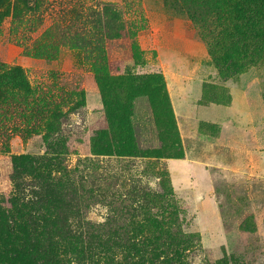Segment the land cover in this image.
<instances>
[{
    "label": "rangeland",
    "instance_id": "rangeland-1",
    "mask_svg": "<svg viewBox=\"0 0 264 264\" xmlns=\"http://www.w3.org/2000/svg\"><path fill=\"white\" fill-rule=\"evenodd\" d=\"M31 6L0 0V74L18 67L30 85L0 90V264H264L263 181L204 166L251 146L250 128L200 121L264 117V0ZM226 56L241 69H217ZM152 74L163 82L139 79ZM172 84H187L200 108L177 117ZM181 152L202 166L188 192L173 173ZM25 181L37 184L36 206L21 198ZM109 217L104 239L94 229Z\"/></svg>",
    "mask_w": 264,
    "mask_h": 264
},
{
    "label": "crops",
    "instance_id": "crops-1",
    "mask_svg": "<svg viewBox=\"0 0 264 264\" xmlns=\"http://www.w3.org/2000/svg\"><path fill=\"white\" fill-rule=\"evenodd\" d=\"M174 86L179 88L178 89L179 91L173 90V92H175L174 94H172V91L170 90L174 111L177 117L181 116L182 114H187L186 111L187 107L188 108L191 107L193 110L194 107L200 108L197 101V99L199 100V98L190 97L191 98L190 101L189 102L187 101L188 100L187 97L190 95L188 91H191L190 89H188L187 84H175ZM174 97L177 99V101H179L177 104L180 105V109H177L179 105L175 104ZM234 107H235L234 103H232L230 106L225 108H228L231 111L237 110L234 109ZM230 113L231 114H227L225 118H218L217 122L205 121V120H200V121L206 123L207 122L216 123L222 125L225 128L234 129L239 127L238 122H241V120L238 121L236 120L237 117L241 119H245L247 125L250 128V133L254 137L253 144L251 146L244 145L241 149H238L235 152L234 160L232 161L230 160V163H226L224 161L225 159L220 158L219 155L216 156L215 159H213L214 156H209L207 157V159L209 158V161H207V163H205L204 166L212 165L214 167H219L230 172H235L252 178H259L264 183V117L260 114L259 110L241 111V113L238 112L239 114L233 112ZM191 115H194V113H192ZM241 152L246 156L243 157ZM172 162L175 163L176 165L173 166V173L176 174L178 180V185L177 187L175 186L177 192H180L181 190L179 189L182 188L184 190L186 189L185 192H188L189 191L188 185L192 187L193 184L192 182L191 183L189 182L190 183L189 184L187 183V181L188 179L191 181L193 174L197 176L198 168L196 167L199 165L201 166V164L198 161H196V165H195L194 159L191 155H189V152H186L185 159L173 160ZM194 167L196 168V172L194 171ZM180 178L184 179L185 182L183 181L179 182Z\"/></svg>",
    "mask_w": 264,
    "mask_h": 264
},
{
    "label": "trees",
    "instance_id": "trees-1",
    "mask_svg": "<svg viewBox=\"0 0 264 264\" xmlns=\"http://www.w3.org/2000/svg\"><path fill=\"white\" fill-rule=\"evenodd\" d=\"M32 2H33V0H25L26 7L30 10L34 9L31 6ZM214 63H215L216 68L219 70L230 67V68H232V71L235 73L236 71L241 69L240 66L238 64H236L235 60L230 56H226L224 59L217 60ZM139 79L143 80V81L160 80L161 82H163V76L154 75V74L147 75L146 77L139 78ZM127 84H130L129 81H127ZM2 89L27 92L30 89V85H29L28 80H27L24 72L22 71V69L16 67V68H13V69L5 72V73L0 74V90H2ZM207 98H208V96H207L206 91L204 89V94H203L204 100L202 99L200 101V104L201 103L204 104V101L207 100ZM216 101H217V103H221V104H223V102H224L220 96H218L216 98ZM180 156L183 159L185 157V153H183V152H181L180 154L178 153V154H176V156L174 158L175 159H178V158L181 159ZM18 161H20V160H16L15 162H18ZM23 166L21 164L17 163L15 166L16 172L18 173L23 168ZM59 166H60V164H59ZM34 186H37V184L32 183V182H26V181L19 183L21 198L27 200L30 204L36 206L40 202H39L38 192L36 191V188ZM81 190L85 195L84 188H82ZM163 193H165V192L163 191ZM167 193H173V188L170 185H169V189L167 190ZM20 200H21L20 198H11V199H9V202L12 205L17 206L18 203L20 202ZM82 203H83V205H85V207H88L87 198H84V196H83ZM155 208H157V207H155ZM16 209L18 212H20V208L18 206L16 207ZM117 213L120 215H124L125 211L117 212ZM150 213H151V211H150ZM31 218H33L35 220H39V217L36 213H33ZM61 219H62L61 226L64 227V229H69V226H71L70 220L75 219V218H74V216H70L67 213ZM113 222H115V217H109L107 222L100 226L101 228H103L102 231L99 229H94V230L99 232V233L104 232V231H106V229H108V226H110ZM5 228H6L9 235H13L15 233V220H14V217L12 216V214H10V213L5 215ZM102 237L108 238V235L106 236V232L102 233Z\"/></svg>",
    "mask_w": 264,
    "mask_h": 264
}]
</instances>
